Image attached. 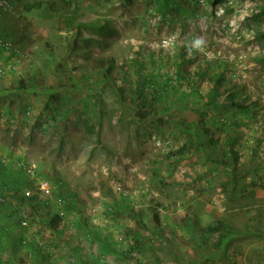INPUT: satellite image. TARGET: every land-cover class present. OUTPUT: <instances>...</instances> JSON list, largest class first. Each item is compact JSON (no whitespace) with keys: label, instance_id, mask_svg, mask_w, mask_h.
Instances as JSON below:
<instances>
[{"label":"rangeland","instance_id":"rangeland-1","mask_svg":"<svg viewBox=\"0 0 264 264\" xmlns=\"http://www.w3.org/2000/svg\"><path fill=\"white\" fill-rule=\"evenodd\" d=\"M0 1L18 51L0 47L5 261L13 244L18 264H46L36 241L51 244L62 198L107 264H264V0ZM236 176L255 194L231 198Z\"/></svg>","mask_w":264,"mask_h":264},{"label":"crops","instance_id":"crops-1","mask_svg":"<svg viewBox=\"0 0 264 264\" xmlns=\"http://www.w3.org/2000/svg\"><path fill=\"white\" fill-rule=\"evenodd\" d=\"M0 90H2V88L0 87ZM1 95V94H0ZM69 219L67 220H62V224L60 226V230L59 233H55L52 230H50V233L52 234V241L51 244H48L51 249H53V251L56 253V256L60 262V264H107L108 261H104L101 258V252L105 251L103 250L104 248L101 247V245L107 244L105 243V240L103 239V236L99 235L98 239H97V235L95 233H92L93 235H96V239H97V246L93 247H85L84 246V239L79 235V234H85V232H87V228H85V226L82 225L78 227L79 230V234H77L75 232L76 227L73 224L72 226L75 228L74 231H70V227L68 228L67 225L69 224ZM86 225H89V221H85L83 222ZM75 232V233H74ZM65 234V235H64ZM92 235V236H93ZM91 236H89L90 238ZM37 242V241H36ZM104 244H103V243ZM100 243V244H99ZM17 247L19 248V250L21 249L20 245L18 246H14L9 245L10 251L12 252V257L9 259V262L4 260V255H7L9 250H3L1 251L0 249V264H18V262H16V257L15 255H21V252H19L17 250ZM108 249V252L110 251V246H106ZM100 252L96 253V256H94L93 253H91V251H95V250H99ZM22 250V249H21ZM36 256L40 257V259L42 261H44L46 264H49L46 262L45 259L41 258V256L38 253V247L36 244ZM112 251H114V249H112ZM16 252V253H14ZM18 252V253H17ZM110 254V253H108ZM32 256V253H29V257ZM94 256V257H92ZM28 260V259H27ZM115 261V262H114ZM31 263V260L29 261ZM28 262V263H29ZM116 262H118L117 260H111V262H109V264H115ZM37 264H41V263H37ZM44 264V263H42Z\"/></svg>","mask_w":264,"mask_h":264},{"label":"trees","instance_id":"trees-1","mask_svg":"<svg viewBox=\"0 0 264 264\" xmlns=\"http://www.w3.org/2000/svg\"><path fill=\"white\" fill-rule=\"evenodd\" d=\"M11 1H13L15 3H24V4H26V10L29 9L28 8L29 5H27L28 0H11ZM68 6H70L69 3H68ZM163 9H164L165 13L167 14V11L169 9L168 3H165L164 4ZM75 31H76V35L75 36H77V34H78L77 31L78 30H75ZM77 43H78V41H77ZM96 62H97V67H100V70H105V76H106L105 79L106 80H109L110 74L113 73V66H112V64H114L115 61L113 59H111V60H109V59H101V60L96 61ZM140 70H142V69H140ZM138 77H140L139 79H141V73L139 74ZM138 92H139V98H137V100L140 102V105H138L137 110L140 111V113H142V114H140V117L146 118L148 116L147 115V112H149L150 109L152 108V104L149 103V94H150V92L145 87L144 88H141ZM118 93H119V95H120V97H121V99L123 101H127V97L125 95V91H123L122 89H120L118 91ZM206 132L211 135V132L208 129H206ZM213 140L214 139H212V141ZM232 184L234 185V188L231 190V192L228 193L231 198H232V196H236V198H238V197H240V196H242V195H244L246 193L247 194L248 193H251L253 195L256 192V190L254 189L256 186L254 188H252V189L250 187H248V186H244L243 188H241L240 192H238L239 191L238 190L239 176H236L235 178H233ZM237 194H239V195L237 196ZM24 198L22 197L21 199H18V200L20 202H25L24 201L25 200ZM39 204H40L39 198L36 197L30 203V206H31L32 209H35L37 206H40ZM131 215L133 217H136L134 211H131ZM155 219H156V221L159 224V217H157V215H156ZM61 224H62V218H60L57 213L54 214V216L50 219V221L47 222V226H48L49 230H52L55 233L56 232L59 233ZM221 228H222V224H220V226L216 227V231L218 232ZM261 234L263 235V233H261ZM223 239L224 238H222L219 241V246H221L223 244V242H224ZM43 259H46V258L43 257Z\"/></svg>","mask_w":264,"mask_h":264},{"label":"built area","instance_id":"built-area-1","mask_svg":"<svg viewBox=\"0 0 264 264\" xmlns=\"http://www.w3.org/2000/svg\"><path fill=\"white\" fill-rule=\"evenodd\" d=\"M0 7L4 8L5 10H11L12 6L9 2H5V1H0ZM165 43V41H164ZM0 47H2L3 49H6L10 52H14V53H18V51H16L14 49V46L8 42L5 41L3 39H0ZM0 75H5L4 73V69L0 68ZM35 167H25V165H23V169L29 173H33ZM38 190L43 192L44 194H46V196H49L52 192V187L51 184L48 182H43L39 185ZM117 191L119 193H124V196L127 198L129 196V194L125 193L122 189V187H117ZM34 191H26L25 192V196L27 199L32 198L34 196ZM9 202V199L0 195V209L3 208L7 203ZM57 205L59 207V211H58V215L60 218H62V220H66L67 219V212L64 209V205H65V201L62 198L58 199ZM28 222H23V226L28 227ZM72 229V231L75 230V228L73 226L70 227ZM37 247H38V253L41 257H45L46 260L48 261L49 264H60L56 253L53 251V249H51V247L45 243L44 241H37L36 242ZM32 257V256H31ZM102 260H106L105 257H103L101 255ZM115 264H132L130 262H118Z\"/></svg>","mask_w":264,"mask_h":264}]
</instances>
